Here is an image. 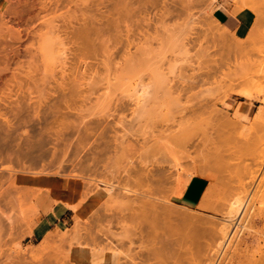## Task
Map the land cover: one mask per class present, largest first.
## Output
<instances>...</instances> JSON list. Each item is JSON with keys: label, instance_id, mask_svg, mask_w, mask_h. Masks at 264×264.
<instances>
[{"label": "rangeland", "instance_id": "1", "mask_svg": "<svg viewBox=\"0 0 264 264\" xmlns=\"http://www.w3.org/2000/svg\"><path fill=\"white\" fill-rule=\"evenodd\" d=\"M249 1L263 12L260 36L252 49L234 53L227 43L213 41L211 32L213 28L223 32L214 22L223 25L217 9L225 4L235 14L239 0H131L122 7L120 0H0V56L13 57L0 61V264H73L70 251L78 245L68 243L77 222L53 232L56 239L46 253L45 238L31 239L41 209L32 203L34 190L16 183L20 173L76 179L84 184L92 208L104 200L84 220L80 239L92 248L116 243L125 263L264 264V0ZM86 10L96 13L92 15L102 30L92 47L84 46L74 32ZM252 10L255 20L257 11ZM249 34L239 39L246 40ZM120 66L124 76L115 79ZM239 91L252 98L241 97ZM261 109L262 118H255ZM183 118L190 119L188 125L183 123L185 128L190 123L194 128L189 129L192 134L185 132L187 128L181 130L193 138L186 137L187 146L181 143L185 135L178 138ZM121 140L127 142L121 145ZM175 164L171 174L177 176L176 182L196 166L205 172L199 178L208 186L214 183L211 211L196 212L203 217L220 224L230 201L249 195L253 209L262 213L248 228L246 222L239 236L234 233L243 214L235 217L230 229L234 237L221 256L212 240H205L199 252L180 228L177 234L172 226L175 234L169 227L166 230L165 222L158 227L152 201V206L139 201V196L149 197L142 195L148 188L150 195L154 183L158 199L172 194L177 184L173 176L169 180L174 183L166 181L171 185L164 183L162 174L154 182L147 180L146 173L157 167L168 171ZM98 180L115 184V190L110 193L107 186L94 184ZM125 193L131 199L126 195V200ZM152 194L148 201L158 202ZM126 208H130L127 215ZM132 208L137 209L135 215L149 211L147 216L153 215L155 221L149 216L144 222L140 218V224L155 222V231L164 233L162 239L170 232L173 237L161 245V238L158 242L147 234L154 224L151 229L150 223L138 224L136 230L139 217ZM8 215L16 220L14 228L6 223ZM128 226L138 239L132 245ZM181 234L185 247L178 241ZM209 251L212 263L207 259Z\"/></svg>", "mask_w": 264, "mask_h": 264}, {"label": "bare ground", "instance_id": "2", "mask_svg": "<svg viewBox=\"0 0 264 264\" xmlns=\"http://www.w3.org/2000/svg\"><path fill=\"white\" fill-rule=\"evenodd\" d=\"M118 1V0H117ZM122 1V2H121ZM131 2V0H120V5L118 6V7H122V5L124 4V6H126L125 4H126V2ZM232 1V0H231ZM240 1V3H239V5H238V9L237 10H235L234 12H235V15L237 16H239L241 19H242V26H241V28L239 29V30H237V31H235V32H232V31H230V30H228L226 27H224L223 25L221 26L220 25V23H218L217 21H214V22H216L217 23V25H218V27H220V29L221 30H223V32H221L219 29L217 30L216 28V32L214 31V28L212 29V32L211 33H213L214 32V37H216V38H214L213 37V34H211L210 32L208 33V34H210L209 36H211V39H212V37L214 38L213 39V41H216L217 39H220V41H223L224 43H227V45H229L228 47H231V49H232V51L234 52V53H241V52H245L246 50H247V48H251L252 49V45L254 46V44H255V42L258 40V38H259V36H260V32H261V26H262V23H263V12H262V10H261V6H257L256 4H254L253 2H251V1H249V0H239ZM215 3H216V1H214ZM132 3V2H131ZM131 3H127V5H132ZM118 4V3H117ZM115 6H116V4H115ZM124 6H123V8L122 9H124ZM235 6V5H234ZM117 7V6H116ZM115 7V8H116ZM126 8V7H125ZM234 8V7H233ZM126 9H128V8H126ZM235 9V8H234ZM252 9H255L257 12H256V14L257 15H255V20H254V22L252 23L251 22V18L253 17V19H254V15H253V10ZM125 10V9H124ZM233 10V9H232ZM249 10H251V11H249ZM126 11V10H125ZM232 12V11H231ZM89 13V14H88ZM93 13L91 12V10L90 11H88V10H86V11H83V13H82V17H81V19H80V21L82 22V24H81V22H80V24H81V26H79L78 28L76 27V29H74V32L77 34V36H78V39H80L81 40V42L83 43V45L84 46H90V47H92L93 45L95 46L96 44H95V41L98 39V35L101 33V26H99V25H97V23H96V21H95V19H94V16H96V13L95 14H93ZM103 16H104V14H103ZM105 17V16H104ZM106 18V17H105ZM192 19L190 18V21H191ZM190 21H188V22H190ZM209 21V20H208ZM109 22H110V20H109ZM188 22H187V24H188ZM107 23H108V21H107ZM193 23V22H192ZM191 23V24H192ZM207 23V22H206ZM215 23V24H216ZM252 23V25L250 26V24ZM103 24H106V23H103ZM102 24V25H103ZM208 25V24H207ZM213 25V24H212ZM78 26V25H77ZM186 26H188V25H186ZM191 25H189V27H190ZM208 26H210V28H211V24L210 25H208ZM99 27V28H98ZM214 27V26H213ZM217 27V26H216ZM206 28H207V26H206ZM209 28V27H208ZM209 28V29H210ZM192 29V28H191ZM249 29V31H250V34H249V36H248V38L246 39V40H241V39H239V37H242V35H243V32H245L246 30H248ZM193 30V29H192ZM211 30V29H210ZM230 34H232V36H229ZM246 34V33H245ZM216 39V40H215ZM218 43V42H217ZM221 43V42H220ZM222 44V43H221ZM226 45V44H225ZM224 46V45H223ZM227 46H225V47H223V48H226ZM227 51V50H226ZM231 51V50H230ZM231 51V52H232ZM234 53H232V55L234 54ZM250 53V52H249ZM18 54V53H17ZM226 54H230V56H232L231 55V53L229 52H227ZM234 55H236V54H234ZM240 55V54H239ZM246 55V54H245ZM16 56V55H15ZM237 56V55H236ZM241 56V55H240ZM13 58L12 56H10L9 54H6L5 56H0V61L2 60V59H4V60H6V61H8L9 60V58ZM125 70H124V66H120L119 68H117L116 70H115V73H114V78L115 79H122L123 78V72H124ZM92 78V77H91ZM90 78V79H91ZM93 79V78H92ZM113 81V78H112V80H110L109 79V84L111 83ZM66 83V82H65ZM71 84V83H70ZM69 83H68V86L70 85ZM71 86V85H70ZM72 88V87H71ZM69 89V88H68ZM70 90H72V89H70ZM240 92V91H239ZM238 92V94L241 96V97H243V98H245V99H247V100H250L252 97H251V95L249 94V93H247V92H240L239 93ZM236 93V92H235ZM237 112V111H236ZM262 116H263V110L261 109V111H259L258 112V114H257V117L255 116V118H259V119H261L262 118ZM246 118V117H245ZM184 120H182L181 121V123L179 124V126L182 124V126H180V128H179V126H178V129L180 130H178V132H179V134H182V135H180V137H178V138H181L182 139V137H183V135H185L184 137L186 138H188V139H190L192 136H191V131L194 129L193 128V126H192V129H191V125L190 124H192V123H190L189 124V126L188 127H186L188 130L187 131H185V132H190V133H185V132H183V133H181L182 131L181 130H186V128L184 127V124L183 123H186L187 124V122L190 120V119H188V121H187V119H185V118H183ZM238 119H241V117H239ZM244 119V116L242 117V120ZM186 120V121H185ZM245 120V119H244ZM246 120H247V118H246ZM255 120H258V119H255ZM185 121V122H184ZM190 122V121H189ZM188 122V123H189ZM186 124H185V126H186ZM188 125V124H187ZM181 127H183V129H181ZM190 127V128H189ZM185 128V129H184ZM189 129H191V131L189 130ZM193 132V131H192ZM174 133H176V132H174ZM187 134V135H186ZM170 135H172V134H170ZM173 135H175L176 137H177V135L176 134H173ZM179 136V135H178ZM189 136V137H188ZM173 137V136H172ZM184 137H183V139H184ZM177 138V139H178ZM184 139L185 141H183V142H181L183 145H189L188 144V142H189V140L188 139ZM182 139V140H183ZM192 140H193V138H191ZM178 140H180V139H178ZM186 140L188 141L187 142V144H186ZM192 140H190V142L192 141ZM181 141V140H180ZM127 142V140L125 141V142H123L122 140L121 141H119V143L121 144V145H123L124 143H126ZM193 142V141H192ZM181 144V145H182ZM193 144V143H192ZM195 146V145H194ZM218 152V151H217ZM190 158V157H189ZM193 162V161H192ZM174 163V162H173ZM170 164V163H169ZM188 164H190V163H188ZM198 164V163H197ZM196 164V165H197ZM172 165H174V164H172ZM176 166H172L170 169L169 168H167V169H169L168 171H166V169H164V171L162 170V171H159V170H156V169H158V167L156 168V169H150L151 170V172H148V171H146V172H148V173H146L147 174V180H153L154 182L156 181V179L155 178H159V177H161V176H159L158 177V175H163L164 176V179H165V181L164 180H162V181H164V183H169V181L170 180H174V179H170V178H172L171 176H173L172 174H171V171H172V173L173 174H175V172H173V169H174V171H175V167H177V164H175ZM194 165V164H193ZM204 164H202V165H200L201 167L203 166ZM169 166H171V165H169ZM168 166V167H169ZM179 167V166H178ZM185 167V166H184ZM187 167H189V166H187ZM186 167V168H187ZM195 167V169L193 168V169H190V168H192V167H190V168H188V170L186 171V168L184 169L185 171H186V173L184 174V176L182 175V179H179L178 180V182H176V177H174L175 178V182L177 183V184H175L173 181H170V182H173L174 183V185L172 184V183H169V184H171V185H173L172 187L173 188H175V186H176V188L172 191L171 190V187L169 188L170 189V191H172L171 193L172 194H170V192L168 191V189L166 190V191H168L169 192V196H166V197H164L163 196V194H161L162 196H163V198L162 199H158V197L157 196H160V194L159 195H157V192H156V190L154 189V187L156 186V183H154V185L152 186V184H151V187H153V189H151L150 188V190H152V191H155V195H153L151 192H150V195H147L148 194V190H149V188L148 189H146L147 191H146V193L144 192V195H142L143 197H145V195L146 196H149V197H151L152 198V196H151V194L153 195V196H155V197H157V199L159 200H157L158 202H156L155 203V198L153 199L154 200V203H153V200H149L148 201V199L147 198H149V197H145V199L147 200H145L144 198H142L141 196H139V201H142V200H140V198L141 199H143L144 201H143V204L144 203H146L145 205H147V206H152L151 204H150V202L152 201V204H154V206H156V205H158L159 207V209H158V211L154 208V206H153V208L152 207H150V209H152V211H153V213H151V214H153L152 216H153V218L154 219H156V222L158 223L157 224V226L158 225H160V226H158V227H164V226H167L166 227V230L169 232V230L171 229V230H173V227L175 228L174 230H175V232H176V230H178L177 231V234L178 233H180L179 231V228L181 229V230H183L182 232L184 233V236H185V238H187L188 240H191L190 242H192V245H194L195 247H196V249H197V251H202V246H203V243H204V241L205 240H207L208 241V239L209 240H212L214 243H218V245H219V248L217 249V252L218 253H220V256L222 255V253H223V251H224V249L227 247V245L229 244V242L231 241V239L234 237V235H240L241 233H242V231H244V224L246 223V222H248V224H249V222H250V225H248V226H246L247 228L249 227V226H251V223H255V221H256V217L258 216V215H262V213L261 212H256L257 210H254L253 209V205L254 204H252L251 205V201H252V199L249 201L248 199H250V195L249 196H247L248 197V199L244 196V197H238L236 200H235V197H234V201H230V203L232 202V204H229V205H231V207H230V209L228 210L229 212H228V214L226 213V218H225V220H224V222H222V223H218V224H216V223H214L213 222V220H215V219H213V220H209V219H207V218H205V217H203L204 216V214H202L201 215V213L199 214V213H196L198 210L200 211V212H210L211 210H210V207L208 206V204H209V200H210V198H211V196H212V193H213V189H214V183L213 184H209V186L207 187V189H206V191H205V193H204V195L203 196H201V193H202V189H203V187H204V181L201 179V178H199L200 176H204V173L205 172H203V171H201V169L200 170H198L197 169V167L196 166H194ZM198 167H199V165H198ZM200 167V168H201ZM205 167H206V165H205ZM182 169H183V166H182ZM145 170V169H144ZM149 170V171H150ZM184 170H182L183 171V173L185 172ZM203 170H205V169H203ZM177 171V170H176ZM179 171V170H178ZM206 171V170H205ZM167 172H169V174L167 175ZM144 173V172H143ZM143 173H142V175H143ZM179 173V172H178ZM181 173V172H180ZM177 174V173H176ZM32 174H28V173H20V174H18L17 176H16V183L18 184V185H27L28 183H30V182H32V181H29L30 179H33V178H36V179H34V181H36L37 180V182L35 183L36 185H38L40 188H36L35 190H34V202L32 201V203L34 204V207L37 205V207H41L40 206V202H43L44 200H42V201H40L41 200V197L46 193V192H49V194H52L53 196H54V198L55 199H57V200H60L61 202H60V205H63L64 203L66 204V205H68L69 207H71L72 209H74L76 212H78V213H81L82 211L80 210V209H78V207H79V205L78 206H76L75 204H74V201H76V200H78V198L79 197H81V195H80V191L81 190H79V188H80V184L77 182V181H74V180H70L69 182H70V185L73 187H70L71 188V190H69L68 192H66V190H65V188H64V186H57V185H55V186H53V187H51V183H50V180L52 179V178H55V176H53V175H36L35 174V176H31ZM171 175V176H170ZM209 175V174H208ZM178 176H179V174H178ZM145 177V176H144ZM181 177V176H180ZM59 178V177H58ZM206 178V177H205ZM146 179V178H145ZM170 179V180H169ZM59 180H63V178H59ZM167 180H169L168 182H166ZM162 181H159V182H162ZM65 182V181H64ZM94 182V184H96V185H100V184H102V185H105V186H107L108 187V189H107V191L108 192H113L114 190H115V188H116V185L115 184H113V183H110V182H105V181H93ZM143 182L144 183H146L147 184V186L149 185V183H148V181H144L143 180ZM34 183V182H33ZM51 184V185H50ZM67 184V183H66ZM158 184V183H157ZM159 185H164V184H160L159 183ZM167 186V185H166ZM149 187V186H148ZM31 188V187H30ZM52 188V189H51ZM164 188H165V185H164ZM172 188V189H173ZM51 189V190H50ZM124 192H129V191H124ZM245 192H246V189H245ZM130 193V192H129ZM123 194V193H122ZM130 194H134V195H136L135 193H130ZM130 194H124L125 195V199L126 200H128L127 198H126V195H127V197H130L131 195ZM240 194V193H239ZM47 195V194H46ZM123 195V196H124ZM243 196V194H240L239 196ZM247 195H248V193H247ZM238 196V195H237ZM46 197V196H45ZM135 197H138V195L137 196H135ZM161 197V196H160ZM47 198V197H46ZM122 198H124V197H122ZM253 198V197H252ZM43 199H44V197H43ZM52 199V198H51ZM125 199H123V201L125 200ZM130 199H131V197H130ZM135 199V198H134ZM136 199H138V198H136ZM135 199V201H138V200H136ZM150 199V198H149ZM198 199H199V201H198ZM31 201V200H30ZM45 201H47V199H45ZM49 201V200H48ZM51 201V200H50ZM50 201H49V204H50ZM130 201V200H129ZM134 201V202H135ZM122 202V201H121ZM147 202L150 204V205H148L147 204ZM160 202V203H159ZM197 202V203H196ZM47 203V202H46ZM93 201H92V199H86V201H85V203H84V207L85 208H87V209H92V206H93ZM121 204V203H120ZM133 204V203H132ZM137 204H141V203H138L137 202ZM137 204H133L135 207L137 206ZM143 204H141V205H143ZM156 204V205H155ZM43 205V204H42ZM45 205V204H44ZM81 205V206H82ZM133 205H129L130 207L131 206H133ZM251 205V206H250ZM32 206V205H31ZM128 206V207H129ZM43 207V206H42ZM46 207H47V205H46ZM49 207V206H48ZM48 207H47V209H48ZM83 207V208H84ZM157 207V206H156ZM229 207V206H228ZM254 207H255V205H254ZM32 208V207H31ZM44 208H45V206H44ZM50 208V207H49ZM65 208V207H64ZM125 208V207H124ZM144 208V207H143ZM41 209V208H40ZM133 209L134 208H132V214L134 213L133 212ZM144 209H147V208H144ZM149 208H148V210H150ZM256 209V208H255ZM134 210H137V209H134ZM143 210V209H142ZM148 210H146V211H148ZM155 210V211H154ZM252 210H254V212H252ZM43 211H44V209H43ZM124 211L126 212H130V208H129V211L127 210V208H126V210L124 209ZM140 213L142 212V211H140V210H138ZM127 212H126V215H127ZM150 212V211H149ZM149 212H148V214H149ZM242 213L243 214V217H242V219H240V224L238 225V227H236V231H235V233H234V235L230 232V229H231V227L233 226V224H234V221H235V217H237L238 215H239V213ZM51 213V212H50ZM147 213V212H146ZM146 213H142V215L141 214H139L140 216H138V214H133V215H135V216H138L137 218H138V221L137 220H135V221H137V225H136V223L135 224H133V227H135V225H136V227L138 226V224H139V226L140 225H142L143 224V222H144V219H148L149 218V216H151V215H149V216H147L146 215ZM55 214V213H54ZM77 215V214H76ZM53 216V215H52ZM80 216V215H79ZM142 216H144V218H142ZM147 216V217H146ZM152 216H151V220H150V218H149V221H152L153 219H152ZM207 216V215H206ZM13 217V216H12ZM12 217H9V215H8V217H6L5 219H7L8 220V222H6L7 224L9 223V227H11L12 226V228H14V224H15V222H16V220L14 221L13 220V218ZM81 217V216H80ZM146 217V218H145ZM56 218V217H55ZM129 218V217H128ZM140 218H141V221L143 220V222H142V224H140ZM57 219V218H56ZM131 219V220H130ZM130 219H128V221H132V219L133 218H130ZM158 219H160V220H158ZM248 219H251V221H248ZM82 220V219H81ZM81 220H77V224H76V226L74 227V229H73V231L71 232V234H70V239L68 240V243L70 244V245H74V244H78V245H82V242H81V239H80V236H81V232L84 230V228L85 227H83V226H85L84 224H86L87 222L86 221H84V222H82ZM84 220V219H83ZM56 221V220H55ZM126 221H127V218H126ZM147 223H150L149 225H151V227H149L150 229L152 228V226H153V224H154V226H153V228H155V229H153L152 228V230H153V232H155V233H153V232H150V233H148L147 232V234H151L152 233V235L155 237H151L152 238V240L154 239H157L158 240V242L160 241V236H162V235H160V233L161 232H156L155 230H156V228H158L157 226H156V223L155 222H149L148 220H145ZM153 221H155V220H153ZM162 222H165V224H164V226L163 225H161V223ZM4 223H5V221H4ZM80 223H81V225H80ZM147 223H144V225H142L141 227H144L145 225H148ZM166 223H168L169 225H171V226H168V224H166ZM7 224H5V225H7ZM55 224V223H54ZM128 224V223H127ZM163 224V223H162ZM128 225H130V226H132L130 223L128 224ZM174 225V226H173ZM245 225H247V224H245ZM52 226V225H51ZM130 226H128V229H127V231H128V233H129V236H128V239H129V243H131V245L132 244H134V241H135V230H134V228L133 227H130ZM138 226V228H136V230H138L140 227ZM173 226V227H172ZM237 226V225H236ZM16 227V226H15ZM44 227V226H43ZM47 227H49L48 225L46 226V228ZM148 227V226H147ZM169 227V228H168ZM176 227L178 228V229H176ZM245 227V228H246ZM3 228H5L6 230H8L7 229V227L6 226H4ZM37 228V227H36ZM35 228V229H36ZM41 228H42V226H41ZM146 228V227H145ZM169 230H168V229ZM234 229H235V227H233ZM238 228H240L239 230H238ZM5 229H3V230H5ZM42 229H44V228H42ZM142 229V228H141ZM140 229V230H141ZM161 229H163V228H160L159 230L160 231H164V232H167L166 230H165V228H164V230H161ZM170 230V231H171ZM174 230L172 231L173 233H175L174 232ZM184 230H185V232H184ZM232 230V229H231ZM40 231H42L41 229H40ZM39 231V232H40ZM142 231V230H141ZM158 231V230H157ZM44 232V231H43ZM172 232H170V234H167V237H173V236H169V235H171L172 234ZM181 232V233H182ZM14 233V232H13ZM37 233V232H36ZM141 233V232H140ZM159 235H158V234ZM15 234V233H14ZM45 234V233H44ZM142 235V237H143V233H141ZM155 234H157V235H155ZM161 234H164V233H161ZM176 234V233H175ZM39 235H41V233L39 234ZM152 235H150V236H152ZM166 235V234H165ZM180 235V234H179ZM233 235V236H232ZM13 236V235H12ZM58 236V235H57ZM159 236V237H158ZM237 236V237H238ZM11 237V236H10ZM166 236H165V238H167ZM176 237H178L177 235H176ZM144 238H145V236H144ZM149 238V237H148ZM164 238V235H163V239L161 238V240L162 241H166V239ZM181 238H182V234H181ZM180 237L178 238L179 240L178 241H180V242H182V244L184 245L185 243H183V240H184V238H182L181 239ZM56 239V235L55 234H49L46 238H45V240L42 242V247L44 248V250H43V248H42V251L44 252L46 249L48 250L49 249V247L50 246H52V244H53V242H54V240ZM137 239V238H136ZM171 239V238H170ZM173 239V238H172ZM171 239V240H172ZM83 240V239H82ZM138 240V239H137ZM140 240V239H139ZM142 240V239H141ZM149 240L150 241H152L150 238H149ZM174 240V239H173ZM159 242V244H161L162 245V243H166V242ZM167 241H169V238H168V240ZM84 242V241H83ZM171 242H173V241H171ZM171 242H169V243H171ZM188 242V241H187ZM209 243V242H208ZM168 244V243H167ZM172 244V243H171ZM171 244H168V245H171ZM167 245V246H168ZM206 245V244H205ZM85 246H86V244H85ZM68 247H69V245H68ZM92 247V246H91ZM90 247V248H91ZM183 247H185V245L183 246ZM51 248V247H50ZM70 248V247H69ZM68 248V249H69ZM147 248V247H146ZM188 245L186 246V248H185V252L187 251L188 252ZM41 249V248H40ZM68 249L67 250H65V251H68ZM78 249V248H77ZM81 249V248H80ZM148 250H150L151 251V248L149 249V248H147ZM154 249H156V248H154ZM187 249V250H186ZM195 248H193V250H194ZM195 249V250H196ZM46 250V251H47ZM50 250V249H49ZM48 250V251H49ZM70 250V249H69ZM76 250V249H75ZM82 250V249H81ZM92 250V249H91ZM90 250V251H91ZM46 251H45V253H46ZM85 251V250H84ZM145 251H147V250H145ZM62 252H63V250H62ZM71 252V254H72V251H70ZM76 252V251H75ZM75 252H73V253H75ZM86 252H89V250H86ZM93 253H92V259H91V263L90 264H129V263H125V262H123L122 260H121V253H120V250H119V248L117 247V244L116 243H114V242H111L110 241V243L109 244H107L106 246H93V251H92ZM132 252V251H131ZM156 252H157V250H156ZM155 252V253H156ZM186 252V253H187ZM194 252H196V251H194ZM42 253V252H41ZM154 253V252H153ZM201 253H203V252H201ZM69 254V253H68ZM132 254V253H131ZM157 254V253H156ZM192 254H194V253H192ZM212 254V251H209L208 252V255H207V259L208 260H210V262L212 263V261H213V256L211 255ZM63 255H65V254H63ZM81 255V254H80ZM83 255V254H82ZM91 255V254H90ZM127 255V254H126ZM153 255V254H152ZM155 255V254H154ZM153 255V256H154ZM134 256V255H133ZM132 256V257H133ZM149 256H150V254H149ZM149 256H147L146 258L148 259V258H150ZM198 256V255H197ZM200 256V255H199ZM64 257V256H63ZM62 257V258H63ZM70 257H72V255L70 256ZM88 257V256H87ZM130 257L127 255V256H125V258L124 259H126V260H128ZM136 259V258H135ZM86 260V259H85ZM69 261L71 262V260L69 259ZM77 261V260H76ZM129 261V260H128ZM144 261V260H143ZM143 261L141 262L142 264H144L143 263ZM86 262V261H85ZM84 261L83 262H81V263H85ZM78 263H80V262H78ZM80 263V264H81ZM87 263V262H86ZM134 263V262H133ZM140 262L138 263V264H141ZM74 264V263H73Z\"/></svg>", "mask_w": 264, "mask_h": 264}, {"label": "crops", "instance_id": "3", "mask_svg": "<svg viewBox=\"0 0 264 264\" xmlns=\"http://www.w3.org/2000/svg\"><path fill=\"white\" fill-rule=\"evenodd\" d=\"M217 16L220 20V22L230 31L235 32L237 30H239L242 26V19L237 15H235L233 12H231V9L228 8L227 5H223L220 8L217 9ZM251 22L254 20L253 17L251 18ZM253 23V22H252ZM252 23L250 24V26L252 25ZM249 32V29L246 30L245 32H243V35H246ZM246 33V34H245ZM34 179H30L29 181H32L30 183H28L26 186L32 190H35L36 188H40L38 185H36L35 183L37 182L34 181ZM202 179V178H201ZM204 181V187L202 189V193L201 196L204 195L206 189H207V184L205 179H202ZM65 181V182H64ZM70 178H63V180H59L58 177L52 178L50 180V184L51 187L57 185L59 186H64L66 192H68L69 190H71L70 187H72L70 185ZM74 181H78V180H74ZM34 182V183H33ZM67 183V184H66ZM81 183V182H80ZM73 188V187H72ZM52 189V188H51ZM50 189V190H51ZM80 195L81 197L78 198V200L74 201V204L76 206L79 205L78 209H80L82 212L78 213L76 212L74 209H72L71 207H69L68 205H66L65 203L63 205H60V200H57L54 198V196L52 194H49V192H46L42 197L41 200H44L43 202H40V213L38 218L35 220L34 224H33V228L31 231V239L34 241H38V240H43L44 238H46L50 233H53L57 230H63V229H69L71 227H73L77 220H81L84 221L88 218H90L96 211L97 209L101 206V204L104 202V200L99 204L96 205L95 207H93L92 209H87L85 208L83 205L86 201V194H85V186L83 183L80 184ZM47 194V195H46ZM47 198H46V197ZM44 197V199H43ZM52 198V199H51ZM45 199H47V201H45ZM50 204H49V201ZM199 201V199H198ZM47 202V203H46ZM197 203V202H196ZM43 204V205H42ZM45 204V205H44ZM83 204V205H82ZM48 209H47V207ZM82 205V206H81ZM43 206V207H42ZM45 206V208H44ZM65 207V208H64ZM84 207V208H83ZM44 209V211H43ZM51 212V213H50ZM55 213V214H54ZM77 214V215H76ZM53 215V216H52ZM81 217H80V216ZM57 219H56V218ZM84 219V220H83ZM56 220V221H55ZM55 223V224H54ZM49 226L46 228V226ZM52 225V226H51ZM44 228L42 229L41 228ZM44 226V227H43ZM37 227V228H36ZM36 228V229H35ZM40 229L42 231H40ZM40 231V232H39ZM44 231V232H43ZM37 232V233H36ZM41 233V235H39ZM45 233V234H44ZM78 248V249H77ZM82 250H81V249ZM76 249V250H75ZM92 249V250H91ZM85 250V251H84ZM86 250H89V252H86ZM91 250V251H90ZM72 254L70 253L71 257V261L74 264H80L81 262H85V263H81V264H90L91 263V259H92V251L93 248L90 246H85V245H77L75 246L72 250ZM76 251V252H75ZM75 252V253H73ZM81 254V255H80ZM83 254V255H82ZM91 254V255H90ZM88 256V257H87ZM86 259V260H85ZM77 260V261H76ZM80 262V263H78Z\"/></svg>", "mask_w": 264, "mask_h": 264}]
</instances>
